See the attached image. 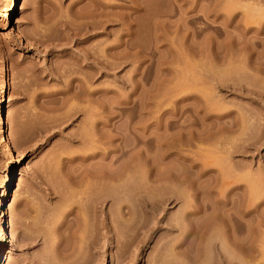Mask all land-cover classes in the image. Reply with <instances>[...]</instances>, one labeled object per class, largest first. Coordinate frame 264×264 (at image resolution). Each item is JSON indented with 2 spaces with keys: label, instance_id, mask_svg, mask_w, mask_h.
I'll use <instances>...</instances> for the list:
<instances>
[{
  "label": "rangeland",
  "instance_id": "obj_1",
  "mask_svg": "<svg viewBox=\"0 0 264 264\" xmlns=\"http://www.w3.org/2000/svg\"><path fill=\"white\" fill-rule=\"evenodd\" d=\"M9 2L0 264H264V0Z\"/></svg>",
  "mask_w": 264,
  "mask_h": 264
},
{
  "label": "bare ground",
  "instance_id": "obj_2",
  "mask_svg": "<svg viewBox=\"0 0 264 264\" xmlns=\"http://www.w3.org/2000/svg\"><path fill=\"white\" fill-rule=\"evenodd\" d=\"M10 2H9V6H8V8L6 9V13L4 14L5 16H4V20H6L7 21V23H8V27H7V29H8V32H6V33H1L2 34V39H3V41L4 42H8V41H12V39H11V35L12 34H15L16 32H17V29H18V26H17V24L14 22V19H15V9L17 8V5H18V2H19V0H9ZM18 34V38L20 39V40H22L23 39V34L21 33V32H18L17 33ZM90 55V54H89ZM98 60V59H97ZM97 60H96V62H97ZM100 63V64H99ZM98 64L100 65L99 67H103V64L101 63V61L99 62ZM107 63V62H106ZM105 63V64H106ZM97 64V65H98ZM101 70H103V69H101ZM7 86H8V81H7V69L6 68H2V70H1V72H0V97H3V93H5L6 92V90H7ZM5 114H4V108H3V104H2V101L0 100V143L4 146V147H7L6 149L7 150H9V154H10V162H9V164L7 165V167H6V169H5V171L3 172V175H2V177H1V182H0V263H1V258H2V256L4 255V253H5V251L10 247V246H12L13 245V241H14V238H13V235L9 232V226H8V223H7V218H6V211H7V202H8V200H9V197H10V194H11V191H12V187H13V177H14V175H15V172H16V167H17V165H18V163H19V165H18V167L20 168L21 167V157H20V154H19V152L16 150V148L14 147V143H11V140L9 139V137H8V135H7V132H8V129H7V127H6V125H5ZM11 148L13 149V153L11 152ZM94 169V168H93ZM93 169H92V171L91 172H93ZM95 169H97V168H95ZM101 169V168H100ZM102 171V170H101ZM91 172H89V173H91ZM104 172V171H103ZM96 173V172H95ZM105 173V172H104ZM113 173V172H112ZM111 173V174H112ZM88 174V173H87ZM100 174V173H99ZM99 174H92V175H89L88 174V176H87V178H82L81 180H79V182L77 181V184L78 185H83L82 187H83V194H85L86 196H88V195H91V193L93 194V191H91V190H93L94 189V187L95 186H99V188L100 187H102V186H104L105 184V182H106V180L109 178V175L107 174V179H106V175L103 177L102 175H99ZM115 174V173H114ZM85 174H83V176H84ZM113 175V174H112ZM117 174H115L114 176L115 177H117L116 176ZM83 176H81V177H83ZM120 175L118 174V177H119ZM79 177V176H78ZM85 177V176H84ZM117 177V178H118ZM122 177V176H121ZM120 177V178H121ZM117 178H115V179H117ZM148 178V177H147ZM160 178V177H159ZM158 178V179H159ZM112 179H114V177L112 178L111 176H110V179L109 180H111L112 181ZM119 179V178H118ZM117 179V180H118ZM160 179H162V178H160ZM155 180V179H154ZM114 181V180H113ZM121 181V180H120ZM150 181V180H149ZM152 181V180H151ZM74 182V181H73ZM85 182V183H84ZM108 182V181H107ZM116 182V181H115ZM122 182V181H121ZM114 183V182H113ZM112 183V184H113ZM76 184V185H77ZM104 184V185H103ZM118 184V183H117ZM122 185V184H121ZM114 186H115V184H114ZM120 186V185H119ZM118 186V187H119ZM117 187V188H118ZM92 188V189H91ZM96 189V191H98L97 190V187H95ZM104 188V187H103ZM80 189V188H79ZM105 189V188H104ZM122 189V188H121ZM121 189H119V190H121ZM88 190H90V192H88ZM108 190V187L106 188V191ZM113 190H114V188H113ZM116 190V189H115ZM105 191V195L104 196H106V193L108 194L109 192L107 191L106 192ZM122 191V190H121ZM101 192H102V190H101ZM98 193H100V192H98ZM5 195H7V198H6V200H5V203H3V198H4V196ZM76 195H77V192H76ZM79 195H80V192H79ZM100 195H101V193H100ZM100 195H98L99 197H101ZM103 195V194H102ZM70 196V195H69ZM86 196H85V198H86ZM91 196H93V195H91ZM97 195L95 194V197H96ZM104 196H102V197H104ZM97 198V197H96ZM105 198V197H104ZM111 198H113L112 196H111ZM147 198V197H146ZM87 199V198H86ZM85 199V200H86ZM89 199H90V197H89ZM140 199V198H139ZM168 199V198H167ZM171 199V198H170ZM175 199V198H174ZM92 200V199H91ZM100 200V199H99ZM158 200V199H157ZM156 200V201H157ZM161 200H163V199H161ZM88 201V200H87ZM93 201V200H92ZM97 201H98V199H97ZM102 201V200H101ZM146 201V200H145ZM93 202H96L95 200L93 201ZM93 202H92V204H93ZM152 202H154V201H152ZM158 202V201H157ZM164 202V201H163ZM103 203V202H102ZM101 203V205H103ZM142 203H143V201H142ZM149 203V202H148ZM3 204H4V206H3ZM90 204V203H89ZM145 205H146V203H144ZM86 205V204H85ZM96 205V204H95ZM144 205V206H145ZM150 205H152V203H150ZM149 205V206H150ZM87 206H88V204H87ZM143 206V205H142ZM81 207V206H80ZM84 207V206H83ZM88 207H90V205L88 206ZM92 207V206H91ZM148 207V206H147ZM151 207V206H150ZM153 207H154V205H153ZM82 208V207H81ZM98 208V207H97ZM80 209V208H79ZM83 209V208H82ZM145 209V208H144ZM152 210V209H151ZM72 211H73V208H72ZM77 211L80 213V216H79V223H81V225L82 226H84L87 222H89V218H90V216L87 214V212L84 210H81L80 209V211L77 209ZM107 210H105L103 207H101V209H100V215H99V217H98V219H97V221H98V223H99V226H100V228L103 230V229H105V231L107 230V212H106ZM129 211H130V209H129ZM94 212H96L95 210H94ZM191 212V211H190ZM97 213V212H96ZM185 213V212H184ZM194 213V212H193ZM78 214V213H77ZM192 214V213H191ZM185 215H186V213H185ZM184 215V216H185ZM92 218H94L93 216H91ZM81 220V221H80ZM214 222V221H213ZM90 223V222H89ZM92 223V222H91ZM95 222H93V224H94ZM88 224V223H87ZM96 224H97V222H96ZM213 224H215V223H213ZM85 227V226H84ZM95 227H97V226H95ZM79 228V227H78ZM87 228V227H86ZM99 228V227H98ZM216 228V227H215ZM83 229V228H82ZM95 229V228H94ZM81 230V229H80ZM85 230V229H84ZM184 230V229H183ZM229 230V229H228ZM99 231H100V229H99ZM231 231V230H230ZM82 232H83V230H82ZM81 232V233H82ZM95 232H96V230H95ZM102 232V231H101ZM198 232V231H197ZM99 233V232H98ZM97 233V234H98ZM103 233V232H102ZM204 233V232H203ZM101 234V233H100ZM104 234V233H103ZM102 234V235H103ZM79 235H80V238L82 237V235L79 233ZM85 235V234H84ZM101 235V236H102ZM104 237H105V235H103ZM102 236V237H103ZM201 236V235H200ZM215 236V235H214ZM232 237V236H231ZM87 238V237H86ZM107 238V237H106ZM232 238H234V237H232ZM231 238V239H232ZM242 238V237H241ZM243 238H246L245 236L243 237ZM242 238V239H243ZM248 239L249 238H247L246 240L248 241ZM233 240V239H232ZM250 240V239H249ZM80 241H81V239H80ZM107 241V240H106ZM234 241V240H233ZM238 241H240L239 239H238ZM237 241V242H238ZM244 241V240H243ZM246 241V242H247ZM91 242V241H90ZM245 242V243H246ZM251 242V241H250ZM250 242L249 243H247V244H250ZM93 243V242H92ZM236 243V242H235ZM234 243V244H235ZM86 244V243H85ZM233 244V243H232ZM242 244V243H241ZM251 244H253L252 242H251ZM235 245H238V244H235ZM245 245V247H246V244H244ZM211 246V245H210ZM215 246V245H214ZM231 246V245H230ZM239 246V245H238ZM241 246V245H240ZM239 246V247H240ZM212 247V246H211ZM217 247V246H216ZM233 247V246H232ZM238 247V248H239ZM250 247V246H249ZM237 248V249H238ZM243 248V247H242ZM247 248H248V246H247ZM235 249H236V247H235ZM240 249H241V247H240ZM245 249V248H244ZM250 250H251V248H249ZM249 249H247V251H246V255H248L247 257H249L250 256V254H248V250ZM246 250V249H245ZM244 250V251H245ZM215 251V250H214ZM213 251V252H214ZM237 251V250H236ZM222 252V251H221ZM251 252H252V250H251ZM220 253V252H219ZM245 253V252H244ZM225 254V253H224ZM220 255V254H219ZM217 256V255H216ZM219 257V256H218ZM222 257H223V255H222ZM221 257V258H222ZM228 257V256H227ZM229 258V257H228ZM250 258V257H249ZM214 259H215V257H214ZM220 259V258H219ZM218 259V264H227V262L225 261V259L224 258H222V259H220L219 260ZM243 259V258H242ZM216 260V259H215ZM226 260H228V259H226ZM229 260H230V258H229ZM246 260H247V258H246ZM229 262H231V260L229 261ZM228 262V263H229ZM236 262V261H235ZM241 262V261H240ZM243 262V261H242ZM241 262V263H242ZM246 261H244V263H245ZM250 262V261H249ZM233 263V262H232ZM243 263V264H244ZM248 263V262H247ZM214 264V263H213ZM230 264V263H229Z\"/></svg>",
  "mask_w": 264,
  "mask_h": 264
}]
</instances>
